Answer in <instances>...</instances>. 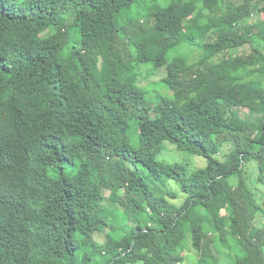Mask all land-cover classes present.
I'll return each instance as SVG.
<instances>
[{
    "label": "trees",
    "instance_id": "obj_1",
    "mask_svg": "<svg viewBox=\"0 0 264 264\" xmlns=\"http://www.w3.org/2000/svg\"><path fill=\"white\" fill-rule=\"evenodd\" d=\"M139 1L0 0V264H87L84 248L92 264H180L187 246L200 264H234L224 249L237 240L264 264V201L248 172L264 156V0H151L136 17ZM246 44L235 66L229 52ZM161 64L166 94L153 96L138 78ZM168 145L206 165L159 161ZM105 191L128 229L100 244ZM237 207L260 226H240Z\"/></svg>",
    "mask_w": 264,
    "mask_h": 264
},
{
    "label": "rangeland",
    "instance_id": "obj_2",
    "mask_svg": "<svg viewBox=\"0 0 264 264\" xmlns=\"http://www.w3.org/2000/svg\"><path fill=\"white\" fill-rule=\"evenodd\" d=\"M19 1H25V0H19ZM151 0H140L138 4L134 5L132 8V15L133 16H139L140 14L144 13L146 11V8L150 5ZM261 6L260 0H252V9H255L257 7ZM142 20V19H141ZM49 35V34H47ZM79 31L77 27H74L70 32V43L71 45H77L79 41ZM255 46H262V44L259 42H254ZM252 46L249 44H246L240 48H238L235 51L229 52L230 54H233L232 63L236 66L238 64L239 56H243L244 54L250 53ZM177 50L182 53L184 57L189 58L190 61L195 60L198 57L199 51L190 47L189 45H180ZM221 58V55L214 58V62H219ZM213 62V63H214ZM99 70L101 72V78L104 80L108 76L107 67L104 63V61H100L99 63ZM150 67V66H149ZM106 69V70H105ZM147 68H144L146 70ZM144 70L141 71V73L144 72ZM152 74L148 79L138 78L139 84L146 87L149 90H152V95L154 96L155 93L160 92L163 94H166V90H164L162 87H158L156 84H158V81L166 75L165 70V64L156 65L155 68L151 72ZM151 116L156 120V123L158 125V128L166 133L169 136H174V132L169 125V123L165 120V118L161 115H158L157 113H151ZM102 124L104 126V129L107 132H113L114 128L102 120ZM253 136L250 132H246L244 134V137L248 138ZM232 147V143L230 141H226L220 149V153L218 154V158L222 160L223 156L230 151ZM67 152L71 155H74L76 153V145L72 144L67 148ZM158 160L167 164H175L180 163L185 165L189 171L196 170L198 168H203L206 165L205 159L201 157L196 156H189L181 152H177L171 145H168V150L162 152L158 156ZM261 162H264V156L260 160V162H254L251 161L248 165V172L249 177L251 178V182L255 184V191L258 194V199L260 201H264V171L262 174V179L259 180L258 177L260 175V171L258 170V166ZM237 179L232 178L230 180V183L232 185L236 184ZM171 189L172 191H178V187L175 183H171ZM156 193L159 195L164 194V190L160 186H156L155 189ZM109 192L105 191V198L106 202L103 203L104 206V214L98 215L96 217V225H95V233H94V239L100 243H105L106 239L109 238L112 235L119 234L123 235L128 227L127 225L122 222L121 215L117 213V208L110 202L108 195ZM183 198L180 197V199L176 200H170L173 204H180L182 202ZM143 202V200L141 199ZM120 212V211H119ZM117 213V214H116ZM121 213V212H120ZM235 216L237 219V222L240 226H245L249 231L252 230L254 227H259L261 224V217L255 216L251 217V215L248 213L247 210L237 207L235 210ZM147 219L145 216L142 217V222H146ZM212 233L214 236V243L218 242L219 236L218 233L212 229ZM241 241L237 240L236 242H231V247H228L227 250L224 249V251L229 254V262H232L234 264H248L246 259H244L241 256ZM82 257L81 260L83 263H94V258L92 259L91 251L88 250V248H84L81 250ZM227 256V255H226ZM180 264H200L199 263V256L189 247L187 246L185 248V252L182 255V257L178 258ZM134 264H141V263H134ZM203 264H225V261L223 258L221 259H215V258H206L205 262Z\"/></svg>",
    "mask_w": 264,
    "mask_h": 264
}]
</instances>
